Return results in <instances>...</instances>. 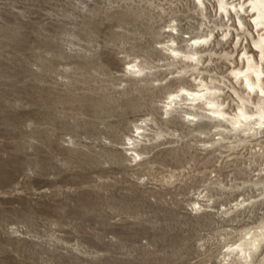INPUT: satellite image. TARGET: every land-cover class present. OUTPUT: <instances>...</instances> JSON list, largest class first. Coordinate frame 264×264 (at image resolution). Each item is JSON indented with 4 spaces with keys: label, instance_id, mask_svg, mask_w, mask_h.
Returning <instances> with one entry per match:
<instances>
[{
    "label": "rangeland",
    "instance_id": "1",
    "mask_svg": "<svg viewBox=\"0 0 264 264\" xmlns=\"http://www.w3.org/2000/svg\"><path fill=\"white\" fill-rule=\"evenodd\" d=\"M217 1L203 15L195 0H0V264H223L264 221V148H204L213 119L163 114L183 64L162 42L187 51L214 30L207 66L225 79L250 50L248 34L222 39ZM135 59L149 77L128 73ZM205 186L214 206L196 210Z\"/></svg>",
    "mask_w": 264,
    "mask_h": 264
},
{
    "label": "bare ground",
    "instance_id": "2",
    "mask_svg": "<svg viewBox=\"0 0 264 264\" xmlns=\"http://www.w3.org/2000/svg\"><path fill=\"white\" fill-rule=\"evenodd\" d=\"M195 3L202 9L204 15L206 0H195ZM217 4L218 9L223 13V18L227 17V22L223 23L225 29L222 32V39L232 35L237 36V40H233V43L237 45L241 33L246 36L248 34L251 40L250 43L247 38L250 50L247 45L243 47L238 59L241 65L236 67L231 65L230 78L225 79V75L219 78L209 72L210 69L207 66L208 61L212 60L216 54L213 48L216 42L214 30L211 29L206 35L191 38L188 41L187 51L176 46L173 38L162 42V48L172 59L167 67L183 64L176 71L178 87L169 91L164 100L163 114L168 116L174 112L181 113L191 124L196 123L200 114L213 119L216 122L214 133L218 137L207 142L208 144H203L204 148L214 149L235 142L252 143L253 140L257 142L256 145L264 148L260 141L261 136L264 135V0H218ZM171 28L175 29V26ZM223 57L231 64L236 61L228 53ZM136 60L128 64L126 68L128 73L130 71L140 77H149L154 66H142ZM224 87L230 89L232 100L226 99ZM187 110H194L195 113L192 114ZM147 123V119H143L141 123H135L134 134L136 135L129 136L127 143H124L132 160L140 158L144 153L138 150L137 145L145 141L148 136ZM263 154L264 151L261 152V155ZM263 178H258L255 183H264ZM205 189L207 193L200 192L203 195L200 193L199 195L202 199L206 196L207 204L203 203L204 201L201 202L199 198L196 199L194 201L196 210L214 206L209 201L212 196L207 191L208 187ZM244 201L245 199H242L240 203H237L234 210L244 208L247 204ZM232 209L233 206L225 208L220 213L228 214ZM263 248L264 221L241 235L239 242L228 246L227 251L222 254V261L225 262L223 264H253L258 259H255L256 256L259 255L262 256L261 264H264Z\"/></svg>",
    "mask_w": 264,
    "mask_h": 264
}]
</instances>
